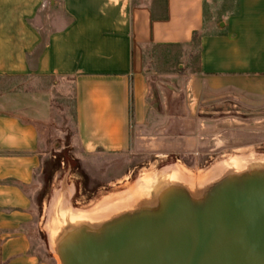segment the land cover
<instances>
[{
  "label": "crops",
  "instance_id": "obj_1",
  "mask_svg": "<svg viewBox=\"0 0 264 264\" xmlns=\"http://www.w3.org/2000/svg\"><path fill=\"white\" fill-rule=\"evenodd\" d=\"M216 4L0 0V76L70 79L71 144L86 156L147 158L158 169L145 176L173 166L167 175L182 180L186 172L195 175L188 165H207L214 177L231 166L233 143L263 132L258 124L264 120V0H227L219 16H214ZM192 45L196 67L181 79H166L167 91L181 94L182 104L164 100L156 105L159 91L146 69L147 54H179ZM27 96V105L21 92L0 96V264H49L34 245L35 200L43 188L37 172L47 154L42 127L51 116L34 93ZM242 104L256 112L247 121L229 111ZM126 177H115L124 183L119 192H109L81 215L97 219L142 192L152 193L126 184Z\"/></svg>",
  "mask_w": 264,
  "mask_h": 264
},
{
  "label": "rangeland",
  "instance_id": "obj_2",
  "mask_svg": "<svg viewBox=\"0 0 264 264\" xmlns=\"http://www.w3.org/2000/svg\"><path fill=\"white\" fill-rule=\"evenodd\" d=\"M226 3L227 0H217L216 7L218 9L214 10V16L220 15ZM145 62L150 81L159 91V96H157L158 94L155 96L156 105L160 102L163 103L164 100H172L173 104H182L184 98L181 94L171 95L167 91L166 82L169 83V81L166 79L171 77L181 79L188 69L193 70L196 67L195 46L186 47L179 54L165 50H150ZM12 92H21L24 95L22 101L26 105L28 104L27 94L30 92L33 95L34 93L38 97V103L42 108L46 106L51 116L50 124L47 127H42L43 149L47 150V154L37 172L38 178L43 183V188L35 200L37 239L34 245V249L41 258L47 260L49 264H62L57 252V237L63 230L80 221L86 220L92 225H96L121 211L131 210L140 204L154 203L158 190L169 182L183 184L194 196H199L214 180L226 173L255 166L264 167V120L258 124L259 130H263V132L249 138L240 137L238 139L240 141H236L235 146L233 143V147L236 148L230 152L231 156L228 155L232 159L228 158L227 160L229 162L227 165L231 166L222 168V171L214 177H210L213 173L207 172L210 168L207 165L195 167L188 165L189 170L194 169L195 175L186 172L183 180L167 175L171 168H174L173 166L162 169L156 175L145 176V172L158 169V167L149 166L147 158H130L122 153L91 157L86 156L81 149L72 146L71 136L75 128V108L70 79L61 76L40 78L0 76V96L12 94ZM247 107L242 104L241 107H232L229 111L237 112L241 120L247 121L251 113H256L255 111L251 112ZM212 111L214 110L208 112ZM262 113L263 111L260 110L258 114L261 116ZM172 160L168 159V161ZM185 162L189 163L188 160ZM233 163L237 165L232 166ZM198 168L201 171H198ZM195 171H198L200 175L196 176ZM206 172L209 175L205 174ZM123 173L127 176V179L124 180L126 184L129 182L131 187L138 186L139 190L150 189L152 193L140 191L142 193L138 198L122 206L117 212L101 215L97 219L87 220L90 218L83 217L82 212L89 210L91 205L94 206L101 202L109 192H119L124 183L113 180ZM206 177L209 179L202 180ZM198 179L199 181H196ZM60 203L62 204L59 206Z\"/></svg>",
  "mask_w": 264,
  "mask_h": 264
},
{
  "label": "water",
  "instance_id": "obj_3",
  "mask_svg": "<svg viewBox=\"0 0 264 264\" xmlns=\"http://www.w3.org/2000/svg\"><path fill=\"white\" fill-rule=\"evenodd\" d=\"M62 264H264V167L233 171L199 196L178 182L56 240Z\"/></svg>",
  "mask_w": 264,
  "mask_h": 264
},
{
  "label": "bare ground",
  "instance_id": "obj_4",
  "mask_svg": "<svg viewBox=\"0 0 264 264\" xmlns=\"http://www.w3.org/2000/svg\"><path fill=\"white\" fill-rule=\"evenodd\" d=\"M54 188V187H53ZM58 189V188H57ZM50 199V198H49ZM49 203V202H48Z\"/></svg>",
  "mask_w": 264,
  "mask_h": 264
}]
</instances>
